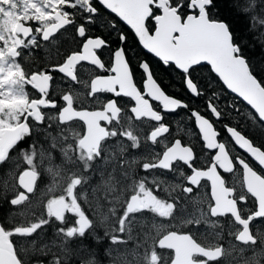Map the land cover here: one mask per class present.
<instances>
[{"label":"water","instance_id":"obj_1","mask_svg":"<svg viewBox=\"0 0 264 264\" xmlns=\"http://www.w3.org/2000/svg\"><path fill=\"white\" fill-rule=\"evenodd\" d=\"M97 3L120 23L131 31L138 44L146 53L156 57L163 64H172L181 73L195 65H207L225 91L247 105L254 113L257 120L264 124V89L250 73L249 68L242 56L237 52L236 46L232 44L230 34L223 22L209 20L205 8L209 3L205 0H189L188 13L183 17L176 13V7L169 6L167 0H96ZM154 5L159 13L153 16L151 21L154 28L149 33L144 26L145 20L150 16ZM195 11V12H193ZM56 23L47 25L41 30V40H46L59 27L66 24L58 14L52 16ZM78 34L80 35L81 29ZM15 33L23 36L28 35L26 26L17 24ZM122 41V38H121ZM105 45L99 38H87L81 45L80 53L69 55L59 66L48 68L63 76L72 78L71 69L79 61L100 67V62L93 53V49ZM139 68L144 74L142 82V93L133 85L128 65L126 63L121 44L112 51L111 64L108 76H98L89 83V96L99 90L112 93L114 97L124 96L133 102L130 113L134 119H149L154 122L160 120L150 109L148 100L160 104L164 112L174 111L176 108H185V104L173 97L168 96L153 80L145 61H141ZM33 89L39 94L38 100H32L26 105L22 120L12 127L0 129V161L3 160L8 151L18 142L20 134L24 132L27 117L35 116L38 107L51 106L45 103L44 93L47 90L49 77L47 74H32L29 77ZM186 91L191 96H196L195 85L186 76L183 80ZM117 90L114 91L113 88ZM146 96L147 99L143 97ZM63 107L57 113L58 123H67L77 120L84 125V134L79 139L78 145L85 151L96 148L101 139L106 136L103 128L98 126V121H106V113L114 118L117 114L113 100L106 101L100 111H88L86 109L74 110L70 105L68 95L62 96ZM209 112L214 119L218 118L215 109L209 105ZM194 128L199 136L203 148L212 152L208 168L204 170L192 169L187 181L193 184L205 180L209 185V196L211 206L209 214L211 217L228 214L233 222L239 225L240 230L235 235V241L241 244H254L255 239L250 233L249 223L252 219L264 218V179L260 177L244 161L236 159L241 168V176L245 191L254 199L255 210L245 219L238 216L234 201L228 196L231 190L224 188L222 178L217 169L229 172L232 163L222 142L217 140L218 133L211 122L195 110L189 112ZM226 136L231 140L234 147L253 161L257 167L264 172V152L252 145L251 142L234 128L224 127ZM166 126L156 128L149 132L148 139L153 141L164 134ZM192 153L189 147L181 146L178 139L167 147L155 164L156 167L166 168L170 162L180 161L189 167ZM36 172L31 168H24L15 178V184L19 189L10 203L16 205L25 201L27 196L34 191ZM139 209L134 196H131L126 204V211ZM23 233V230H19ZM157 246L171 250L172 258L168 264H203L194 262L191 255L199 254L205 259H216L219 257L217 250L203 249L198 246L187 234L168 232L157 241ZM0 264H20L17 260L11 243L0 227Z\"/></svg>","mask_w":264,"mask_h":264},{"label":"flooded vegetation","instance_id":"obj_2","mask_svg":"<svg viewBox=\"0 0 264 264\" xmlns=\"http://www.w3.org/2000/svg\"><path fill=\"white\" fill-rule=\"evenodd\" d=\"M10 1L16 3L15 9L18 8V11H19L20 6L19 5L17 6V4H21L22 0H10ZM30 2H31V6H30L31 9L28 10L27 8L26 11L21 10L22 11V13H20L21 17L17 19L16 21H14L12 30L8 31L9 40L7 37L5 41L6 42L5 46L2 45L1 39H3V37L0 36V47H1L0 51H6V50L8 51L11 61H13L15 64H17L20 67L21 74H22V77H21L22 82L28 83L25 86L28 102L32 100H38L40 97L39 94L31 86L29 82V77L32 74H40V73L47 74L49 77V86L46 92L44 93V100H45V103H48L51 106L39 107L37 115L33 117L35 118L34 122L30 121L31 120L30 117L26 119L23 135L29 137L33 133L32 131L33 128L43 125L44 119H45L44 117L45 110H48L49 112L54 114V121L57 123L58 128L64 127V129H66V126L68 124H71L73 121H75L76 126H77L78 136L76 134L74 136H77L78 140L76 141V143L72 144L73 150L74 148H77L79 155L84 158V163L89 164L95 161L102 160L105 147L109 143H118L116 139H119L120 132H123V135L121 136L124 139L130 141V144L134 142L135 135L130 129L123 128L125 129L123 131L122 129L119 128L120 126L119 123L125 116L126 118L128 117V121L132 125L140 126V129H139L140 133H137V138H136L137 141L135 142L137 143V146L144 144L146 149L149 150L146 155L144 154V156L142 157V155L140 154V156L137 158L138 160V161L136 160L137 164L136 166H133L134 169L132 168L133 173L135 175H138V177L142 175L141 177H145L147 178V180H150V181H152L153 178L160 179L158 182L154 183V185L153 183L142 185L143 189H140L139 191L134 190V188L131 189L129 192H127L125 196H123L121 202L118 201L117 209L114 208L115 198L113 199V197H115V192L109 195L110 193H108L107 191L106 192L93 191V195L100 194L99 197L103 201L104 205L107 204L108 210H105L106 211L105 216L106 217L108 216L109 224L106 226H104L102 223L101 224L98 223L99 220L97 219L98 213H97L96 207L92 209L90 203L88 202L87 206H90V209L89 207L86 208L84 201H86L89 198H88V195L85 194L84 201L81 199H78L80 203L79 204L77 203L76 205L77 208L73 212H70V211L66 212L63 214L61 219L59 218L60 219L59 221H61L62 219L63 220L66 219L69 222L66 227L65 234H63L62 236V238L64 239L66 243V246L69 249H71L74 246L73 243L79 241L81 242L80 243L81 245H86L91 242V243L97 244L98 247H100L102 246L104 240L111 243L110 245H112L113 241L118 243L116 239H118L119 237L126 236L125 234L126 231L123 227H125L124 224L126 221L127 222L129 221L130 223L131 218L135 219L137 217L138 219H144V220L151 218L153 220L154 219L156 220L157 216L150 212L151 207L153 209L156 203L159 206H161V204H164V205L170 204L173 207V203H175V201L173 202L166 196V194H164V193H167L166 186L167 184H169L168 181L170 179L175 178L174 179V181H176L175 187L178 188L179 190L178 194L180 195L179 196L180 199L178 198V203L182 204L186 200H189V201L196 200V199L198 201L200 200L199 203L202 202L201 204L202 208L204 210L206 208L205 211L207 212L208 217H210L209 220L213 224H216L220 228H223V230L229 234L222 235L223 237L221 240L203 241L199 239L198 237L194 236L193 232L189 229L166 227L162 230L163 233L162 232L159 233L156 241L161 236H163L164 234L168 232H174L177 234H187L201 248L209 249V250H217V252L219 253V257L216 259H205L203 256L199 254H193L191 255L192 261L202 262L203 264H222V261L225 257V250H226V243H225L224 237L230 238L231 241L235 242L238 247L243 246L245 244H241L235 241V235L240 230V227L239 225L233 222L230 215L224 214L222 216H215V217L210 216L209 209L212 203H211L210 196H209L208 182L205 180H200L197 183L193 184L187 181L188 176L192 172V169L204 170L208 168L210 161H211V156H212V152H208L203 148V145L200 139L199 141L201 143V147L198 151H196L191 146L179 140V138L177 137L179 134H175L173 132V129L176 123H179V128H181V126L183 127V125H181L182 122L177 121L178 119L183 118L187 121V124H188L189 119L191 118L189 115V112L193 109H188L184 111L186 108L185 106L184 109L178 107L174 111L164 112L161 110V106L159 103L152 101L150 99H147V97L144 96L143 98L148 100L150 109L156 114L157 117L160 118L158 122H154L152 120L144 119V118L134 119L130 113V108L133 106V102L127 97L120 96V95L114 97L112 93H109L105 90H99L96 93H93L92 95L89 96L90 81L93 78L98 77V76L110 75L108 70L111 64L112 51L116 49L120 44H121V48H122V51H123V54L126 60V56L128 53L126 52V49L128 47L123 46L124 36L120 34L118 36L117 46L113 48H109V44L106 43L100 36L87 33V29H88L87 25L88 24L90 25L93 23L92 18H96L97 16H99L98 11L95 9L94 4L96 6H99L100 8L101 6L97 3L96 0H42V3L40 4L42 11L34 10V7L37 4V0H31ZM73 4L77 6L79 9L68 10L69 7H71ZM0 5H3V7L6 8L5 1L0 0ZM54 14H58L67 23L59 27L57 31L55 32V34L50 36L48 39L41 40L40 38L41 30L47 25L57 22L56 19L52 17ZM178 15L180 16V18L184 16V15L181 16L180 14ZM0 19H1V16H0ZM5 24L7 23L5 22L4 25ZM17 24L28 27V30H29L28 35L23 36L21 34L15 33V28ZM153 27L151 31L153 30ZM79 29H81V32H82L80 35L77 32ZM70 31L73 33V35L69 34ZM4 34L6 33H3V30H0V35H4ZM87 38H92V39L99 38L105 44V45L99 46L97 49H93L94 55L100 62V65H101L100 67H95L94 65L79 61L78 63L74 64L73 68L71 69L72 78L63 76L55 71L48 70V68L50 67H56L64 63L65 59L69 57V55L80 53L81 45ZM121 38H122V41H121ZM9 43L10 45H8ZM57 50H59V53L52 54V52H56ZM48 52H49V56H48L49 66L45 69L35 68V66L39 64L37 61H35V59L38 58V56H44V57L45 55L47 56ZM6 61H8V59ZM105 62H107V64ZM126 63H127V60H126ZM140 63L141 61L139 62V64ZM160 63L163 66L170 65V64H163L162 62ZM139 64L137 65V68L139 67ZM127 65H128V69L130 72L133 85L138 90V92L142 93L141 85L144 80L142 74H141V80L139 84L137 85L133 81L130 66L128 63ZM3 66H6V64H4ZM29 66H32V68H30ZM189 70L187 71V73H181V74L184 77L186 76L188 77L187 74ZM54 86H57L58 88L54 90ZM183 86H184V83H183ZM113 90L116 91L117 88L114 87ZM64 95H68L70 99V105L74 110L86 109L88 111H95V110L100 111L103 109V105L106 101L110 99L113 100V104H114L115 110L117 111V114L113 118L110 113H106L107 115L106 121H98V126L104 129V131L106 132V136L99 141L97 148H96V153H94L92 149L85 151L78 145V141L83 136L84 130H85L84 125L81 122L77 120H71L67 123H58L57 113L64 105V102L62 101V96ZM81 95H83L82 98H81ZM167 95L170 97H173L169 94ZM188 95L191 96L189 93ZM173 98L177 99L176 97H173ZM209 105L210 104L207 105V112L209 113L210 118H207V119L213 125V122L218 121V118L214 119L212 117V114L208 110ZM24 112H25V109L20 119L23 118ZM192 124H193V121H192ZM163 126H166V131L164 134L157 137L153 141L148 139V134L150 131L156 128L163 127ZM181 130L182 132L183 131L186 132L183 128H181ZM175 139L179 140L181 146H187L190 148L191 153H192V159L189 162V167L180 161L170 162L166 168L156 167L155 164L159 160L162 152L167 147H169ZM141 141H143L144 143ZM229 141L232 144L230 139ZM224 146L229 156V159L232 163V169L229 172H222L219 169H217V172L219 176L222 178L224 188L227 190H231V194L228 197L234 201L238 216L241 219H245L249 214H251L255 210V201L245 191L243 187L241 168L236 162V159L244 161L263 179H264V172L261 171L257 167V165L253 161H251L246 155H244L242 152L237 150L233 144H232V147L235 150V154L233 156L229 155L225 144ZM118 166L119 164H116V167ZM38 178H39V174L36 172V181L38 180ZM161 185H163L162 188H161ZM154 186H156V189L153 188ZM83 191H86V190H83ZM76 195L79 196L78 193ZM131 196L135 197V200H136L137 206H139V209L135 208L131 211H126L125 207ZM202 196L204 197L203 201H201L200 199L202 198ZM143 198H146L147 200L151 199L150 203L148 204L150 206L146 207V205L142 202ZM106 202H109V203H106ZM258 220L261 221L262 224L264 223V218H261ZM220 223H222L223 225H221ZM226 224H229L230 226ZM254 224L255 223L253 221L249 223L250 232L252 230V227H254ZM211 227H214V226L211 225ZM230 227H231V230H230ZM227 228H229V231H227ZM136 232L138 234L139 232L138 229H136ZM233 232L235 234H233ZM137 239L139 240V237H137ZM156 241L154 245V250L150 253L148 264H159V261H160V259L158 258L159 251L164 252L166 254V257L161 261V264H168L170 259L172 258L171 250L157 246Z\"/></svg>","mask_w":264,"mask_h":264},{"label":"rangeland","instance_id":"obj_3","mask_svg":"<svg viewBox=\"0 0 264 264\" xmlns=\"http://www.w3.org/2000/svg\"><path fill=\"white\" fill-rule=\"evenodd\" d=\"M3 1H5L6 8H4L3 5H0V23L2 25H0V30H3V33L6 34L0 36L3 37L1 42L2 45L5 46L6 38L9 36L8 31L12 30L14 21L21 17L20 13H22V11H26L27 8L28 10L31 9V0H22L21 4H17V6H20L19 11L18 8L15 9V2L10 0ZM41 3L42 0H37L34 10L42 11L40 6ZM104 11L113 16L108 11ZM5 22L7 24L4 25ZM93 23L100 24V19L97 18L93 20ZM121 25L124 26L123 24ZM128 31L131 33L130 30ZM109 32L114 33L113 29H110ZM133 38L135 39V37ZM136 43L139 49L143 52L142 54L156 59V57L146 53L137 41ZM8 45H10V43ZM128 49L129 47L126 50L127 52L129 51ZM132 52L127 53V56L130 59L136 57V53ZM9 56L7 50L0 51V128L11 127L19 122L26 107V103L28 102L25 88L28 83L22 82L20 67L11 61ZM7 59L8 61H6ZM4 64H6V66H3ZM170 65L176 72L181 73L172 64ZM196 66L207 65H195L193 67ZM138 69L144 78L142 70L139 67ZM208 69L210 71L209 67ZM210 73L212 74L211 71ZM57 88V86H54V90ZM82 97L83 95H81V98ZM243 106L244 108L240 106L237 112L243 114L247 121H251L252 118L249 112L253 115L254 113L247 105L243 104ZM245 109L248 113H246ZM44 117L43 125L33 128V133L29 136V142L32 143V145H29L27 150H18L17 153H13L10 159V169L5 173L7 181H10L16 172V168L22 165L23 168H31L39 174L41 185L35 190L34 194L27 197L24 202L16 205L15 209H12L9 212L11 216L14 215L20 217V228L22 229L19 230L27 232L34 230L35 240L39 243L44 241L43 239L45 238V230L42 229L46 225L51 226L50 222L59 221L64 213L69 211L73 212L77 208V203H80L78 199L84 201L85 194L88 195L89 198L84 201L86 208L89 207L90 209V206H87L88 202L92 209L96 207L98 213L97 219L99 220L98 223H102L106 226L109 224L108 216H105V210H108L107 204L104 205L99 197L100 194L93 195V191H107L110 193L109 195L115 192V197H113V199L115 198L114 208L117 209L118 201L121 202L123 198V194L121 195L120 193L123 187H125L127 191H130L133 188L134 190L139 191L140 189H143L142 185L149 183H153L154 185V183L160 180L158 178H153L152 181H150L145 177H141L142 175L138 177V175L133 173L132 168L133 166H136L138 161L137 158L140 154L143 157L149 150L146 149L144 144L137 146V143H135L137 141V133H140V126L132 125L128 121V117H123L119 123V128L123 131L125 130L123 128L130 129L135 135L134 142L130 144V141L121 136L123 135V132H120L119 139H116L118 143H109L105 147L102 160L89 164L84 163V158L79 155L77 148H74L73 150L72 144L76 143L78 140V131L75 121L68 124L66 129H64V127H57V123L54 121V114L48 110L44 111ZM30 119V121L34 122L35 118ZM177 121L182 122L181 125H183V127L181 126V128L188 133L187 121L183 118H180ZM181 128H179V123H176L173 132L179 134L184 139H187L189 137L188 134L184 131L182 132ZM75 134L77 136H74ZM116 164H119V166L116 167ZM174 179L175 178L168 181L169 184L166 186L167 193H164L170 200L173 202L175 201L173 207L170 204H161V206H159L156 203L153 209L151 207L150 210L152 214L157 216L156 220L151 218L144 220L136 217L135 219L131 218L130 223L129 221H126L124 224L125 227H123L126 231V236L119 237L116 239L118 243L113 241V244L108 245L105 249L106 252H108L109 257L112 258L115 263L148 264L150 253L154 250L155 241L158 238L159 233H163L162 230L166 227L189 229L193 232L194 236L203 241L221 240L223 237L222 235L229 234L226 233L223 228H220L209 220L210 217H208L207 212L205 211L206 208L205 210L202 208V202L199 203L200 200H186L182 204H179L178 198L180 195L178 194V188L175 187L176 181H174ZM162 187L163 185H161V188ZM153 188L156 189V186ZM77 193L79 196L76 195ZM200 199L203 201L204 197L202 196ZM150 200L151 199L147 200L146 198H143L142 202L148 207L150 206L148 205ZM258 219L261 218L252 219L255 223L254 228L257 229L262 225V222ZM220 224L223 225L222 223ZM211 225L214 227H211ZM136 229L139 231L138 234ZM50 231L53 238H49L48 241L52 239V243L50 244V242L48 243L47 241L45 245L54 249H62L60 247L65 245V241L61 235L65 234L66 229L61 230L60 228H57L56 230L52 229L49 230V232ZM227 231H229V228H227ZM233 234L235 233L233 232ZM256 234V236L259 237L257 238V244L255 246L247 244L238 247L230 238L224 237L226 250L222 264H264V228H261L258 231L256 230ZM137 237H139V240ZM27 240L28 239L19 240L22 247H24ZM38 247L40 250V245ZM158 255V258L160 259L159 264H161V261L166 257V254L159 251Z\"/></svg>","mask_w":264,"mask_h":264},{"label":"trees","instance_id":"obj_4","mask_svg":"<svg viewBox=\"0 0 264 264\" xmlns=\"http://www.w3.org/2000/svg\"><path fill=\"white\" fill-rule=\"evenodd\" d=\"M167 1L170 6L177 7L178 14L181 16L186 14L189 0H187L186 7L185 0ZM94 6L99 16L92 19L95 20L100 17V24H88L87 33L100 36L109 44V48L117 46L118 36L120 34L124 36L123 46L126 47L128 45V53L132 51V53H136L134 59H130L126 56V60L130 66L133 81L137 85L141 80V73L137 65L140 61L144 60L149 66L151 76L162 91L176 97L185 104L186 108L184 111L193 109L200 115L210 118L207 112V105L210 104L214 107L219 116L218 121L213 122L214 129L218 133L217 139L226 145L230 156L235 154V150L225 134L224 126L234 128L237 132L246 137L252 145L264 152V124L259 122L251 112H249L252 118L251 121H247L243 114L237 112L240 106L244 108L243 104L224 90L218 80L210 73L207 66H196L189 70L187 75L195 85L197 91L196 97L193 98L189 96L184 89V76L181 73L176 72L171 65L163 66L156 59L142 54L143 52L136 45V40L133 38L134 36H132L133 34H131L126 27L122 26L113 16L103 11L102 8L95 4ZM77 9L79 8L73 4L68 10ZM205 12L208 19L220 21L225 24L230 34L232 44L236 46L238 54L244 58L250 73L264 89V0H210ZM157 13L158 11L156 8H151V16ZM145 27L148 32L151 31L153 22L150 18L146 20ZM110 29H113L114 33L109 32ZM69 34L73 35L71 31ZM54 53H59V50L52 52V54ZM48 56L49 52L46 57L38 56L35 61L39 64L36 65L35 68H47L49 66ZM105 63L107 64V62ZM29 67L32 68V66ZM245 111L248 113L246 109ZM191 120L190 118L188 122V133L186 132L189 137L187 139H184L180 135L177 137L183 143L198 151L201 147V143ZM29 141L30 138L23 135L8 151L6 157L0 161V227L7 233L8 240L13 247L14 254L19 263L122 264L120 262L115 263L113 259L109 257L105 249L110 243L106 240L103 241L102 246H100L101 248L98 247L97 244L91 242L86 245H81L79 241L74 242V246L71 249L66 246V243L60 247L62 249H54L46 246L45 243L52 237L51 231L49 232V230H56L57 228L61 230L66 229L69 223L66 219L50 222L51 226L46 225L42 229L45 230V238L41 243L35 240L34 230H30L29 232L25 231L24 234L17 233L19 229H22L20 228L21 219L14 215L11 216L9 212L15 209L16 206L12 205L10 201L18 191L15 185V177L18 172L22 170L23 166L21 165L16 168V172L10 181H7L5 173L10 169V159L13 153H17L18 150H27V147L32 145ZM39 185H41L40 178H38L36 182L35 190ZM127 192L129 191L123 187L120 193L125 196ZM261 228H264V223L259 227V229ZM259 229L252 227L251 232L252 236L255 238V242L251 246L257 244V238L259 236H256V230L258 231ZM61 236H63V234ZM22 239H28L24 247L21 246L19 241ZM49 242L51 244L52 239H50L48 243ZM39 245L40 250L38 247Z\"/></svg>","mask_w":264,"mask_h":264},{"label":"snow or ice","instance_id":"obj_5","mask_svg":"<svg viewBox=\"0 0 264 264\" xmlns=\"http://www.w3.org/2000/svg\"><path fill=\"white\" fill-rule=\"evenodd\" d=\"M206 3H210V0H205ZM187 6V0H185V7ZM94 11V10H93Z\"/></svg>","mask_w":264,"mask_h":264},{"label":"bare ground","instance_id":"obj_6","mask_svg":"<svg viewBox=\"0 0 264 264\" xmlns=\"http://www.w3.org/2000/svg\"><path fill=\"white\" fill-rule=\"evenodd\" d=\"M206 9V8H205ZM47 86H49V83L47 84ZM47 89H48V87H47ZM20 203V202H19Z\"/></svg>","mask_w":264,"mask_h":264}]
</instances>
